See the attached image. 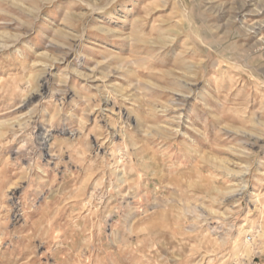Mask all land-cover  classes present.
I'll use <instances>...</instances> for the list:
<instances>
[{
    "label": "rangeland",
    "instance_id": "374dc122",
    "mask_svg": "<svg viewBox=\"0 0 264 264\" xmlns=\"http://www.w3.org/2000/svg\"><path fill=\"white\" fill-rule=\"evenodd\" d=\"M0 264H264V0H0Z\"/></svg>",
    "mask_w": 264,
    "mask_h": 264
}]
</instances>
